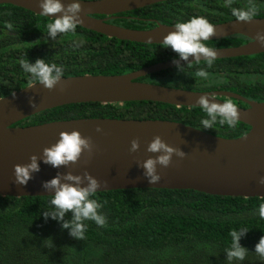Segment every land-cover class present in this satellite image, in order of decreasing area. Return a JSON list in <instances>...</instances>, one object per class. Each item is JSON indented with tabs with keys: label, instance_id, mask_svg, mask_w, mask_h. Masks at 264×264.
<instances>
[{
	"label": "trees",
	"instance_id": "trees-1",
	"mask_svg": "<svg viewBox=\"0 0 264 264\" xmlns=\"http://www.w3.org/2000/svg\"><path fill=\"white\" fill-rule=\"evenodd\" d=\"M248 0H233L243 7ZM264 17V0H255ZM225 0H166L132 11L118 13L109 22L134 29H146L156 22L175 25L193 16L210 23L234 19ZM53 19L12 4H0V97L31 82L19 61L44 59L64 66V75L121 74L177 58L171 48L109 38L77 26L75 32L48 37L47 24ZM13 25L12 29L6 27ZM246 37L231 35L204 43L212 48L237 46ZM80 41L84 43L80 44ZM171 67L138 78L168 87L193 91L228 90L247 99L264 101V53L219 58L211 68L205 61ZM204 68L208 78L195 76ZM224 99V97H221ZM236 105L246 106L242 102ZM81 117L173 120L214 135L232 138L248 126L220 125L204 129L207 118L200 107H176L155 101L122 104L74 103L54 107L14 125L26 126L53 120ZM51 196H0V264H264L255 245L264 236V218L259 205L264 197L221 196L191 189L133 188L98 191L93 197L102 204L105 227L86 220L85 239L76 240L61 223L43 212L52 211ZM71 213L65 215L71 219ZM248 229L241 246L248 249L243 261H229L231 230Z\"/></svg>",
	"mask_w": 264,
	"mask_h": 264
},
{
	"label": "water",
	"instance_id": "water-1",
	"mask_svg": "<svg viewBox=\"0 0 264 264\" xmlns=\"http://www.w3.org/2000/svg\"><path fill=\"white\" fill-rule=\"evenodd\" d=\"M166 0H80L82 24L78 25L109 38L146 44H162L163 37L174 30V25L156 22L146 29H134L109 22L113 15L132 11ZM67 5L74 0H61ZM40 0H0L36 15L42 9ZM102 16V17H98ZM45 17V16H44ZM53 19L52 17H47ZM217 34L209 40L231 35H241L247 40L237 46L214 48L217 58L248 56L264 53L255 41L258 31L264 32V17H254L251 22L234 19L213 23ZM151 37L152 42H149ZM179 57L157 62L121 74H82L63 76L56 88L49 91L38 82L14 90L0 97V196H50L42 187L59 173L71 171L74 175L88 172L101 182L98 191L159 188L191 189L212 195L264 197V185L258 180L264 176V101H255L228 90L193 91L163 86L138 78L176 66ZM194 57H189V61ZM188 62L180 60V65ZM63 86L64 91L59 89ZM201 95L215 97L223 103L227 98L242 102L240 121L248 126L242 135L232 138L167 119H122L110 117H81L53 120L26 126L14 125L39 112L74 103L98 102L122 104L129 101H155L176 107H199ZM221 97H224L222 99ZM32 103L37 104L36 108ZM97 127L103 131L97 132ZM77 130L90 137L94 145L89 158L87 152L68 167L55 168L38 160L40 171L33 173L27 185L15 183L14 165L27 164L30 156L40 157L45 147L59 139L61 131ZM159 135L166 143L181 149L187 155L181 159L173 156L169 167L157 166L159 182L150 184L139 165L158 153L146 151L152 139ZM139 139L140 148L130 152L131 141ZM106 182V183H105ZM97 191V192H98Z\"/></svg>",
	"mask_w": 264,
	"mask_h": 264
},
{
	"label": "clouds",
	"instance_id": "clouds-1",
	"mask_svg": "<svg viewBox=\"0 0 264 264\" xmlns=\"http://www.w3.org/2000/svg\"><path fill=\"white\" fill-rule=\"evenodd\" d=\"M233 0H225L223 6L230 7L235 20L240 22H251L254 17L259 14L258 5L255 0H248L243 7H232ZM39 7L42 11L41 16L52 17V22L47 24L48 37L55 40L58 34L75 32L78 25L82 24L80 16L82 5L80 0L65 5L61 0H40ZM6 27L12 29L13 25L7 23ZM217 34L216 26L210 23L203 16H193L187 22H177L174 30L168 32L163 37L162 45L164 48H171L175 52L179 60H174L179 72H183L184 68L179 61H189V57L194 60L187 63L191 67L193 63L199 65L201 61H205L208 68L213 66L218 54L217 51L207 46L204 42ZM255 41L260 47H264V32L258 31ZM149 42H152L149 37ZM84 41H80V44ZM21 67L26 73L31 74L34 81L42 84L49 91L56 88L64 75V66L56 63H48L44 59H36L34 63H30L28 59L19 61ZM209 73L200 68L195 76L203 79L208 78ZM63 92V86L59 89ZM215 97L201 95L196 101L206 114L205 119L201 120L204 129H213V125L217 122L220 125H227L234 128L240 121V112L237 105L232 99L227 98L223 103L216 102ZM32 107L36 108L37 104L32 103ZM97 132L103 131L97 127ZM140 148L139 139L131 141L130 152H136ZM94 145L90 137H84L77 130L71 132L61 131L58 141L50 147H45L42 155L30 156V162L27 164L14 165L15 183L18 185H27L28 181L33 178V173L39 172L40 167L38 160H42L44 164L51 165L55 168L68 167L76 164L83 153L87 152L89 158L93 153ZM147 152L158 153L154 157H149L139 166L144 169V176L149 180L150 184L160 181L161 176L157 172V166L167 168L172 163L173 156L183 159L187 154L181 149L170 146L159 135L155 136L148 144ZM106 183V182H105ZM260 185H264V176L258 180ZM52 198L50 204L53 206L52 211L43 212L45 220L49 217L61 223L63 229L69 230V235L76 240L85 239L87 225L86 220L94 221L98 226L105 227L107 218L99 212L102 204L98 203L93 197L97 191L101 189V182L88 172L83 175H74L71 171L67 173H57L56 176L42 184ZM71 213V219L66 220L65 215ZM259 215L264 218V203L259 205ZM248 229L231 230L229 235L232 238L230 248L226 249V257L229 261H243L248 253V249L241 246V237L245 236ZM255 253L264 258V236H261L259 242L255 245Z\"/></svg>",
	"mask_w": 264,
	"mask_h": 264
},
{
	"label": "flooded vegetation",
	"instance_id": "flooded-vegetation-1",
	"mask_svg": "<svg viewBox=\"0 0 264 264\" xmlns=\"http://www.w3.org/2000/svg\"><path fill=\"white\" fill-rule=\"evenodd\" d=\"M98 17H102V16H98Z\"/></svg>",
	"mask_w": 264,
	"mask_h": 264
}]
</instances>
